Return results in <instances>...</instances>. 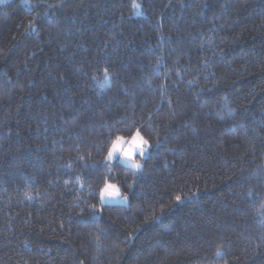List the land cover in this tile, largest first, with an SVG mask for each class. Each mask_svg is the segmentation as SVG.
<instances>
[{
  "label": "trees",
  "instance_id": "obj_1",
  "mask_svg": "<svg viewBox=\"0 0 264 264\" xmlns=\"http://www.w3.org/2000/svg\"><path fill=\"white\" fill-rule=\"evenodd\" d=\"M0 264H264V0H4Z\"/></svg>",
  "mask_w": 264,
  "mask_h": 264
},
{
  "label": "rangeland",
  "instance_id": "obj_2",
  "mask_svg": "<svg viewBox=\"0 0 264 264\" xmlns=\"http://www.w3.org/2000/svg\"><path fill=\"white\" fill-rule=\"evenodd\" d=\"M4 4V2L0 3V5ZM135 138L136 143L139 145V147L133 149L132 151V156L131 159H128L127 157L123 156L121 151L119 150L122 147L127 146L128 143H130L133 139ZM118 144L119 146L116 149H113V145ZM140 148H143L144 150V155L141 154ZM148 146L146 142L143 140V138L136 133L131 139L129 140H124V139H118L116 140L109 151H112V156L109 157V151L105 157L104 162L107 164L113 163L117 161L120 165L129 168L135 172L140 171L141 169V164L138 159H143L147 153H148ZM133 163L139 164L140 167H133ZM104 193L102 196L101 193ZM108 193H114V195H109ZM100 200V205L101 206H127L128 205V200L123 198L118 190V188L110 183L105 184V186L102 188L99 196Z\"/></svg>",
  "mask_w": 264,
  "mask_h": 264
},
{
  "label": "clouds",
  "instance_id": "obj_3",
  "mask_svg": "<svg viewBox=\"0 0 264 264\" xmlns=\"http://www.w3.org/2000/svg\"><path fill=\"white\" fill-rule=\"evenodd\" d=\"M119 145L118 144H114L113 145V149H116ZM138 145L135 141V139H133L130 143L127 144V146L120 148L119 150L121 151L122 154L127 155L129 153H132L133 149L137 148Z\"/></svg>",
  "mask_w": 264,
  "mask_h": 264
},
{
  "label": "snow or ice",
  "instance_id": "obj_4",
  "mask_svg": "<svg viewBox=\"0 0 264 264\" xmlns=\"http://www.w3.org/2000/svg\"><path fill=\"white\" fill-rule=\"evenodd\" d=\"M2 2H4V0H0V3H2ZM135 139V138H134ZM136 141V140H135ZM138 145V144H137ZM138 147H139V145H138ZM140 151H141V154L142 155H144L145 153H144V150H143V148H140ZM112 151H109V157H111L112 156ZM123 156H125V157H127L128 159H131V156H132V153H129V154H127V155H124V154H122ZM133 167H137V168H139L140 167V165L139 164H136V163H133ZM110 196L111 195H114V193H108ZM101 195L103 196L104 195V193L102 192L101 193ZM178 200H179V198H177Z\"/></svg>",
  "mask_w": 264,
  "mask_h": 264
}]
</instances>
